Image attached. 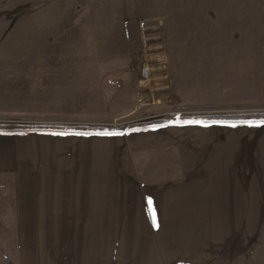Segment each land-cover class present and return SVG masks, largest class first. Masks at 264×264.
<instances>
[{
    "label": "crops",
    "instance_id": "crops-1",
    "mask_svg": "<svg viewBox=\"0 0 264 264\" xmlns=\"http://www.w3.org/2000/svg\"><path fill=\"white\" fill-rule=\"evenodd\" d=\"M232 7L203 99L264 112V4ZM245 221L264 222V122L0 133V264H238Z\"/></svg>",
    "mask_w": 264,
    "mask_h": 264
},
{
    "label": "rangeland",
    "instance_id": "rangeland-1",
    "mask_svg": "<svg viewBox=\"0 0 264 264\" xmlns=\"http://www.w3.org/2000/svg\"><path fill=\"white\" fill-rule=\"evenodd\" d=\"M258 4L0 0V125L114 130L252 114L206 104L203 89L216 52L237 35L239 14L228 11ZM241 232L238 264H264V222L245 221Z\"/></svg>",
    "mask_w": 264,
    "mask_h": 264
},
{
    "label": "trees",
    "instance_id": "trees-1",
    "mask_svg": "<svg viewBox=\"0 0 264 264\" xmlns=\"http://www.w3.org/2000/svg\"><path fill=\"white\" fill-rule=\"evenodd\" d=\"M201 122L205 123H219V124H231V123H247V122H264V112L254 114H242V115H223L215 117H203L199 118ZM168 123L152 121L147 123H137L124 125L118 129L104 130L101 128H87L83 126H75L71 128L59 127V126H33L24 125L19 123L0 125V133H23V132H46V133H77V134H90V133H124L132 130H143L153 127H160L167 125Z\"/></svg>",
    "mask_w": 264,
    "mask_h": 264
},
{
    "label": "built area",
    "instance_id": "built-area-1",
    "mask_svg": "<svg viewBox=\"0 0 264 264\" xmlns=\"http://www.w3.org/2000/svg\"><path fill=\"white\" fill-rule=\"evenodd\" d=\"M142 76L144 78H147L148 77V73H147V70L146 69L143 70Z\"/></svg>",
    "mask_w": 264,
    "mask_h": 264
},
{
    "label": "snow or ice",
    "instance_id": "snow-or-ice-1",
    "mask_svg": "<svg viewBox=\"0 0 264 264\" xmlns=\"http://www.w3.org/2000/svg\"><path fill=\"white\" fill-rule=\"evenodd\" d=\"M105 134H107V135H112L113 133H105Z\"/></svg>",
    "mask_w": 264,
    "mask_h": 264
}]
</instances>
